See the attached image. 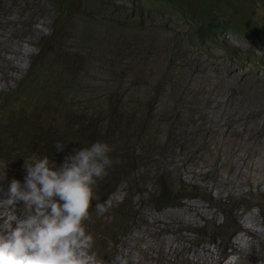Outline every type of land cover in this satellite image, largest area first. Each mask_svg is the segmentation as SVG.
<instances>
[{"label":"rangeland","instance_id":"374dc122","mask_svg":"<svg viewBox=\"0 0 264 264\" xmlns=\"http://www.w3.org/2000/svg\"><path fill=\"white\" fill-rule=\"evenodd\" d=\"M258 5L251 11L253 25L264 21V5ZM56 16L50 0H0L2 110L4 96L26 73ZM190 24L157 3L82 0L80 13L65 29L63 50L76 78L70 96L88 100L91 108L110 97L120 100L122 118L131 124L124 128L128 144L146 163L142 195L130 192L127 218L113 220L116 209H109L83 222L94 239L85 257L90 264H111L117 253L126 259L134 253L139 264H264V41L229 31L216 42L200 43L189 35ZM30 114H17L11 122L7 113L0 116V187L5 191L12 179L24 183L25 162L38 160V154L22 148L31 139ZM141 120L146 123L140 131L135 127ZM247 152L257 166L251 182L259 186L243 185L240 195L232 186L240 178L237 159L241 164ZM155 172H163L161 179L175 195L172 205L154 207ZM120 188L107 204L121 200ZM102 189L98 181L93 185V193ZM222 207L234 209L238 222L229 244ZM23 208L22 203L8 205L0 192V218L20 217ZM242 238L253 244L249 256L236 247ZM133 241L135 247H129Z\"/></svg>","mask_w":264,"mask_h":264},{"label":"trees","instance_id":"16d2710c","mask_svg":"<svg viewBox=\"0 0 264 264\" xmlns=\"http://www.w3.org/2000/svg\"><path fill=\"white\" fill-rule=\"evenodd\" d=\"M50 1L56 7L57 16L52 22L50 32L39 40L37 51L32 56L26 73L15 85L13 92L9 95L7 93L3 98L4 108L10 107L12 111L4 108L2 110L1 107L0 116L7 113V121L11 122L16 120L17 114L31 110L28 116L31 120V139L27 140L29 145L22 148L38 154V160L48 157L56 166L62 164L65 156L72 154L74 149L90 147L98 141L106 143L110 148L116 147V151L108 153L112 160V166L107 169L108 175L97 180L104 192L94 190L91 204H107L109 195L121 187L119 190L123 191V196L126 195L119 202L111 203L109 209H116L112 215L113 220L118 216L127 218L129 212L124 211V208L132 206L128 199L131 197L130 192H142L139 185L147 177L141 170L146 163L139 162L144 156H137L136 151L128 144L129 132L124 128L131 124L128 118H122L120 100L110 97L107 104L102 101L91 108L86 106L88 100L79 102L70 96L76 85V78L73 76L70 60L65 57L67 53L63 50L65 47L62 41L71 19L80 13L82 0ZM143 1L174 10L190 21L189 35L200 43L216 42L219 35L229 31L256 43L264 41V21L251 24V11L259 7V3L264 5V0ZM222 48L231 53L224 46ZM72 61L74 62L73 59ZM146 121L141 120L135 128L141 131ZM57 142L65 145L63 151H57L54 146ZM162 149L165 151L168 147ZM155 153L159 156L158 149ZM155 173L158 189L157 194L151 198L154 207L172 205L175 195L161 179L163 172ZM144 191L149 193L147 188ZM95 212V207H91L90 217ZM221 213L224 221H229L230 224L229 232L224 234V240H228L231 233L238 228V223H235L231 215L232 210L227 212L222 207Z\"/></svg>","mask_w":264,"mask_h":264},{"label":"clouds","instance_id":"9594fccd","mask_svg":"<svg viewBox=\"0 0 264 264\" xmlns=\"http://www.w3.org/2000/svg\"><path fill=\"white\" fill-rule=\"evenodd\" d=\"M54 146L57 151L65 148L59 142ZM110 151L106 143L98 141L90 147L74 149L59 167L48 157L25 162L24 183L12 179L6 191L0 187L8 205L24 206L22 216L0 218V264H85L94 239L83 222L92 217L91 207H95L97 215L111 207L91 204L93 185L107 176L112 166ZM255 207L262 209L263 205ZM129 247H135V242H130ZM236 247L246 256L254 248L244 238L236 242ZM111 264H139V258L133 253L126 259L117 253Z\"/></svg>","mask_w":264,"mask_h":264},{"label":"bare ground","instance_id":"6f19581e","mask_svg":"<svg viewBox=\"0 0 264 264\" xmlns=\"http://www.w3.org/2000/svg\"><path fill=\"white\" fill-rule=\"evenodd\" d=\"M10 60V59H9ZM253 105V104H252ZM259 108H260V106H258ZM257 107V108H258ZM247 108V107H246ZM253 109H254V107H252ZM251 108V109H252ZM252 109V110H253ZM247 110H249L248 108H247ZM252 110H250L251 111V113H252ZM255 110H259V109H255ZM246 111V110H245ZM254 112V111H253ZM260 112V111H259ZM230 113V112H229ZM244 113V112H243ZM247 113V112H246ZM248 114H249V112H248ZM256 114H258L257 113V111H256ZM230 115V114H229ZM229 118V117H228ZM234 118V117H233ZM232 129V128H231ZM248 153V152H247ZM243 154V155H245L244 157H241V164H239L240 163V159H237V160H239V163H237L238 164V176H240V178L239 179H237V182H235V181H233V189H234V192L233 193H237V194H243L245 191H246V186L248 185V183H249V186H256V187H258L259 185H258V183H256V184H254V182H251V180H252V175L253 174H255V173H257L256 172V170H257V166L256 165H253V164H251V158H252V153H248V154ZM238 157H240V156H238ZM257 179H259V176H257ZM254 180V179H253ZM258 181V180H257ZM260 181H263L264 182V177H262L261 178V180ZM259 181V182H260ZM232 185V184H231ZM243 185H245V187L243 186ZM229 193H231V192H229V190H228V194ZM232 194V193H231ZM194 205L193 204H191L190 205V207H193ZM199 214V213H198ZM250 214V213H249ZM248 214V215H249ZM254 213L253 212H251V215H253ZM191 215H193V214H191ZM188 216V215H187ZM254 216V215H253ZM253 216H251V217H253ZM191 217V216H190ZM193 217V216H192ZM251 217H249V216H247L246 215V217H245V219H251L252 221H253V218H251ZM176 218V217H175ZM178 219H179V217H178ZM184 220H185V218H184ZM186 221H188V222H191L192 220L190 219V218H186ZM253 223V222H252ZM252 225V224H251ZM248 227L250 228L251 226H249L248 225ZM248 228V229H249ZM245 239V238H244ZM172 244V243H171ZM85 264H90V262H88L86 259H85ZM226 264H231V263H229V262H227Z\"/></svg>","mask_w":264,"mask_h":264}]
</instances>
